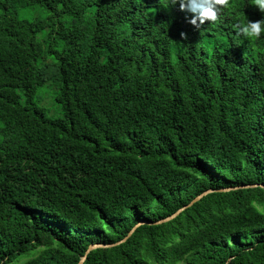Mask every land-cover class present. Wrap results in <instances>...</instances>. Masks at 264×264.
<instances>
[{"label": "trees", "instance_id": "16d2710c", "mask_svg": "<svg viewBox=\"0 0 264 264\" xmlns=\"http://www.w3.org/2000/svg\"><path fill=\"white\" fill-rule=\"evenodd\" d=\"M216 10L0 0V264H264V13Z\"/></svg>", "mask_w": 264, "mask_h": 264}, {"label": "clouds", "instance_id": "9594fccd", "mask_svg": "<svg viewBox=\"0 0 264 264\" xmlns=\"http://www.w3.org/2000/svg\"><path fill=\"white\" fill-rule=\"evenodd\" d=\"M177 0H175V3ZM223 3L224 0H178L182 11L191 14L189 23L199 28L205 20L214 21L217 18L216 3ZM252 4L264 13V0H252ZM199 22V23H198ZM238 32L247 37H258L264 29V18L246 23H237ZM184 33H181L183 36Z\"/></svg>", "mask_w": 264, "mask_h": 264}, {"label": "rangeland", "instance_id": "374dc122", "mask_svg": "<svg viewBox=\"0 0 264 264\" xmlns=\"http://www.w3.org/2000/svg\"><path fill=\"white\" fill-rule=\"evenodd\" d=\"M42 34H38V38H41ZM49 83L38 88L35 96L34 102L37 106H40L44 109L46 116L50 119L59 118L62 115V110L58 104L54 101L55 90L53 87L49 86ZM30 258L29 254L18 256L9 264H23Z\"/></svg>", "mask_w": 264, "mask_h": 264}, {"label": "water", "instance_id": "95a60500", "mask_svg": "<svg viewBox=\"0 0 264 264\" xmlns=\"http://www.w3.org/2000/svg\"><path fill=\"white\" fill-rule=\"evenodd\" d=\"M230 188H224V189H220L219 191H227L229 190ZM213 190L209 189V190H206L202 193H200L199 195H197L195 198H193L187 205L183 206V207H180L177 211H175L173 214L169 215L168 217L166 218H163L161 220H158L156 221L155 223H161V222H164V221H168L172 218H174L177 214H179L182 210H184L185 208L191 206L194 202H196L197 200H199L202 196H204L205 194L209 193V192H212ZM146 223L145 221H139L137 223L134 224V226L129 230V232L127 233L126 237L123 238L122 240L118 241L117 243L115 244H118L120 242H123L128 236H130L134 230L140 226L141 224H144ZM106 246H110V245H107V244H99V243H96V244H91L88 246V248L86 249V252L85 253H88L90 250L94 249V248H97V247H106ZM85 259V256H83L81 258V260L79 261L78 264H82L83 260Z\"/></svg>", "mask_w": 264, "mask_h": 264}]
</instances>
